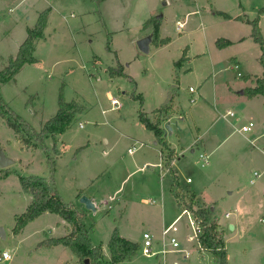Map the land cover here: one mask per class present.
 Returning <instances> with one entry per match:
<instances>
[{
	"label": "rangeland",
	"instance_id": "374dc122",
	"mask_svg": "<svg viewBox=\"0 0 264 264\" xmlns=\"http://www.w3.org/2000/svg\"><path fill=\"white\" fill-rule=\"evenodd\" d=\"M105 1L0 0V71L17 55L28 28H34L39 15L49 10L45 37L35 44L38 62L25 65L16 82L1 87L3 100L36 132L57 114L63 87L66 101L83 108L61 141L58 138L61 156L55 155L51 138L45 141L48 152L42 146L20 149L16 133L0 117V147L5 146L7 154L18 159L13 169L49 180L51 154L56 162L55 185L63 201L80 207L79 192L95 201L96 212L85 210V226L94 246H106L115 228L133 242L143 243L144 233H150L155 251L171 250L166 247L170 236L180 243L178 252L148 257L141 251L126 264H215L212 252L197 248L193 216L184 213L172 194L177 174L182 195L195 191L208 204L213 219L222 224L229 264H264L263 144L255 148L246 139V135L257 134L264 141V98L240 104L242 99L232 98L227 87L228 81L235 90L246 85L231 69L230 57L238 52L245 61L241 72L263 77V67L254 58V50L261 49L249 47L253 42L237 43L222 54L215 44L227 35L245 34L239 22H222L218 11L260 18L264 0ZM152 18L158 20L146 26ZM179 21L186 22L182 29ZM157 22L163 37L172 41L168 47L152 41L149 52L144 53L138 42L150 31L144 28L155 27ZM262 29L264 38V20ZM186 49L192 63L176 67ZM198 53L205 56L194 55ZM120 65L135 84L123 76L110 77L109 70ZM177 76L182 81L176 89L181 108L175 116L184 117L178 121L179 128L174 125L173 132H167L165 139L172 147L167 149L140 122L139 112L153 119V111L165 103ZM206 80L207 101L198 92ZM191 87L196 94L190 92ZM214 94H218V102H214ZM228 110L243 121L252 120L256 124L253 133L239 132L243 122L225 119ZM201 140L206 148L195 147L192 152ZM8 144L14 145L8 149ZM174 149L180 157L169 161ZM205 151L210 164L202 167L199 156ZM255 172L260 178H255ZM252 178L257 179L254 184ZM1 187L0 228L6 237H0V251L13 255L4 264H80L69 248H38L55 236L49 230L55 226L54 214L16 235L17 216L29 204L27 194L16 176ZM152 200L156 203H149ZM177 219L178 232L164 238V230Z\"/></svg>",
	"mask_w": 264,
	"mask_h": 264
},
{
	"label": "trees",
	"instance_id": "16d2710c",
	"mask_svg": "<svg viewBox=\"0 0 264 264\" xmlns=\"http://www.w3.org/2000/svg\"><path fill=\"white\" fill-rule=\"evenodd\" d=\"M260 14H264V8L260 10ZM218 15L231 19L225 13L219 12ZM49 10L42 12L37 20L34 28H28V37L20 46L19 51L15 57H11L9 64L2 71H0V117L5 121L6 125L12 129L18 136V140L26 148L37 149L39 146L44 147L46 152L49 148L45 145L48 138L53 140V148L56 156H60L58 150V138L64 134L76 120L78 114L82 113L83 108L77 102H67L64 96V87L59 95V109L57 114L47 121L40 132H36L25 120L18 116L9 105L3 100L1 95V87L4 84L15 81L16 76L21 72L23 67L27 64L38 62L34 54L36 51V41L45 37V30L48 25ZM150 19L145 25H150ZM238 20H242L240 17ZM252 25V38L260 45L262 55L260 57V64L264 69V38L260 28V18L257 17L253 21H248ZM160 23H156L154 27V40L157 46H166L171 43L170 38H160ZM232 43L228 40L220 39L216 42L219 49H224ZM107 50L111 52L110 44ZM186 58V52L180 61L175 63L179 67ZM109 75L111 78L123 76L131 80L133 79L125 75L123 66L120 65L117 69H110ZM179 87V79L175 78L173 91H170L163 106L153 113L154 118H150L147 113L139 112L140 122L149 131L154 132L157 140L165 148L169 149L168 142L165 139L166 130L163 128V123L172 116L179 114L174 109V100L177 96V88ZM245 95L250 99L258 95H264V76L256 78V87L245 90ZM140 99H142L140 97ZM1 146V143H0ZM51 168V177L48 180L45 177L29 175L24 176L17 171L11 169H0V183L7 179L10 175L16 174L20 178V184L25 194L32 196L33 200L26 212L17 217V223L14 228V233L18 234L21 230L27 227L30 223L35 222L45 213H52L60 216L68 224V235L60 239H48L41 242L38 248H52L63 245L69 248L79 259L80 264H85V260L89 259L91 264H122L130 262L141 251L142 245L132 242L119 233V229L115 228L111 239L108 243L111 258L107 260L103 253L102 246H94L85 226L87 213L85 210L79 208L73 203H65L59 194L55 185V165L56 162L51 154L48 155ZM174 157V153L169 155V161ZM174 183L172 185V194L177 199L179 205L184 210L193 214L195 223L199 228L198 241L202 246L203 251L212 252L215 255V264H229L228 251L224 240L220 224L213 219V212L209 209L203 200L188 190L182 195L181 187L179 186L178 177L173 176Z\"/></svg>",
	"mask_w": 264,
	"mask_h": 264
},
{
	"label": "crops",
	"instance_id": "0c3cea01",
	"mask_svg": "<svg viewBox=\"0 0 264 264\" xmlns=\"http://www.w3.org/2000/svg\"><path fill=\"white\" fill-rule=\"evenodd\" d=\"M109 0H106L105 2H108ZM264 8V7H263ZM262 8V9H263ZM219 12H221V13H225V14H227V15H229L230 17H231V19H226L225 17H223V16H220L219 15V17L220 18H222V22H233V21H235V22H239L241 25H243L244 27H245V29H244V31H245V34H241V35H239V36H236V38H233V36H229V35H227V36H225V37H223V38H220V39H224V40H228V41H230L232 44L230 45V46H228V47H226V48H224V49H219L218 47H217V49L220 51V53H222V54H224V53H228V52H230L234 47H235V44H237V43H239V44H246V43H248V42H253V43H250L249 44V47H253V48H259V44H257L254 40H253V38H252V30H253V27H252V25L251 24H249L248 23V21H253L254 19H256V18H254V19H251V18H249L247 15H246V11H243V13H244V15H246L245 17H243V16H241V15H232V14H229V13H227V12H225V11H218V13ZM191 13H194V12H191ZM241 18L242 20H238L237 18ZM264 20V14L260 17V23H259V25H261V30H263L262 29V21ZM180 22V21H179ZM182 23V22H181ZM154 29V27H149V28H147V29H145L144 28V30L145 31H149L148 32V34L146 35V37L145 38H147V37H151V43H152V41L154 40V30H153V32H152V34H151V29ZM160 29H161V27H160ZM262 32H264V31H262ZM145 38H143V39H145ZM160 38L161 39H165V38H170V37H163V35H162V33H161V31H160ZM171 39V38H170ZM220 39H217V40H215V44H216V42L218 41V40H220ZM171 41H172V39H171ZM151 43H150V45H151ZM170 44H168V45H166V46H163V47H168ZM217 46V45H216ZM249 47H246L247 48V50H251ZM260 49H261V47H260ZM149 50H150V46H149ZM188 49H186V58H185V62H183L180 66H179V68L180 67H184V63H186V64H188V65H190V63H192V59H191V57H189L188 56V51H187ZM190 52V51H189ZM116 53V52H115ZM117 54V53H116ZM184 55V54H183ZM194 55H196V56H205L204 55V53H202V54H200V53H198V54H194ZM261 55H262V50H260V51H257L256 49L254 50V58H256L259 62H260V57H261ZM240 56H241V54H240V52H238V54H237V56L235 55V56H231L230 57V59H231V69L233 70V71H235V72H237V77L238 78H241V79H243L245 82V87L244 88H242V90L240 91V90H235L234 88H233V86H232V83L231 82H227V87H228V94L232 97V98H235V99H237V98H239V99H242V101H238L240 104H244V102H247V103H249V102H253V101H255V100H258V99H260V97H263L264 98V96L263 95H258V96H256L255 98H253V99H250L249 97H247L246 95H245V90L246 89H248V88H254V87H256V78H252V75H245V74H243L242 72H241V68H242V64L244 65V63H245V61L244 60H242V58H240ZM183 57V56H182ZM181 57V58H182ZM242 57V56H241ZM117 58H119V55L117 54ZM211 62L214 64V61L211 59ZM264 70V69H263ZM22 71V70H21ZM263 76H264V74H263ZM178 77V76H177ZM178 79H179V77H178ZM13 82H16V79H15V81H13ZM182 81L181 80H179V83H181ZM208 81L206 80L205 81V83L202 85V86H200L199 87V96L201 97V98H203L205 101H207V97H208V95H207V92H206V90L204 89V86H205V84L207 83ZM248 84V85H247ZM238 93V95H236ZM238 96V97H237ZM218 98H219V96H218V94H214V96H213V100H214V102H218ZM166 99H167V97H166ZM165 99V100H166ZM113 100H117V99H113ZM216 105V104H215ZM163 105H161L159 108H156L154 111H153V113L155 112V111H157V110H159L161 107H162ZM118 107V106H117ZM180 108H181V106L179 105V103H178V101H177V98H175V100H174V109L176 110V111H180ZM228 111H231V110H228ZM233 112V111H232ZM228 113V112H227ZM227 113H226V115H227ZM233 113H235V112H233ZM226 115H224V118L225 119H232V120H235L236 122H238V123H242L243 122V124L242 125H244V124H246V123H248V122H250V120L249 121H243V119L240 117V116H238L237 115V113H235V117H228L227 118V116ZM176 116H172V118H175ZM184 117V116H183ZM252 121V120H251ZM83 125V124H82ZM162 125H166V123L164 122ZM255 127H256V124H255ZM81 128V127H80ZM83 128H84V125H83ZM241 128V127H240ZM240 128H239V132H241L240 131ZM197 131L198 132H200V129L199 128H197ZM254 131V130H253ZM253 131H252V133H253ZM152 132V131H151ZM171 132H173V130L171 131ZM170 132V133H171ZM242 133V132H241ZM249 133H251V132H249ZM243 134H248V133H243ZM255 135V134H254ZM264 135V134H263ZM167 136V133L165 134V137ZM59 139H60V141H61V136L59 137ZM246 139H247V141L248 142H250L252 145H253V147H255V148H259L260 146H259V144H263V148L261 149L263 152H264V141H262V135H255V136H252V137H248V135H246ZM16 142L19 144V148L20 149H22V150H25L26 149V147L25 146H23V144L18 140V136H17V134H16ZM1 143V142H0ZM196 144H198L197 146L195 145L194 147H192L193 148V151L192 152H195V150H194V148L195 147H199V146H201L202 148H206V143H205V141L204 140H201L199 143H196ZM1 145H3V144H1ZM14 145V144H13ZM12 144H8L7 146H8V149L9 148H11L12 146H13ZM262 146V145H261ZM168 147L169 148H172L171 147V145H169V143H168ZM260 149V148H259ZM3 150L5 151V153L7 154V149H6V147L5 146H3ZM27 150H35V149H32V148H27ZM172 150V149H171ZM172 153H174V156H177L178 157V159H179V154L177 153V150L176 149H174L173 150V152ZM8 155V154H7ZM201 155H208L207 153H206V151L204 152V153H201ZM200 155V156H201ZM9 156V155H8ZM61 156V155H60ZM199 156V157H200ZM209 157H210V155H208ZM9 157H11V156H9ZM14 161H15V164L14 165H16L17 164V162H18V159L17 158H13V157H11ZM171 161H172V159H171ZM19 162L20 163H22V161L21 160H19ZM14 165H12L11 167H9V168H12L11 170H13V171H17L18 173H20L18 170H14L13 169V166ZM160 165V164H159ZM158 165V166H159ZM162 168V167H161ZM255 173H257V172H255ZM255 173H254V175H255ZM21 174V173H20ZM257 174H259V173H257ZM13 176H16V177H18V179H19V181H20V178H19V176H17L16 174H12V175H10L7 179H5V180H3L1 183H0V198H1V191H2V185L6 182V181H8L9 179H11V177H13ZM176 176L178 177V175L176 174ZM260 174H259V178H260ZM255 180V182H256V180L257 179H254V178H252L251 179V181H250V183L251 184H253V181ZM190 184V183H189ZM191 184H193V181L191 182ZM173 185V184H172ZM171 188H172V186H171ZM172 191V190H171ZM191 192H193L195 195H197L198 196V194L195 192V191H192V190H190ZM82 196H84V194H82L81 192H79V194L77 195V199H78V202H79V200H80V198L82 197ZM199 197V196H198ZM27 198H28V202H29V204H28V206H27V208L30 206V204L32 203V200H33V198H32V196H30V195H27ZM92 199V198H91ZM111 200L110 201H113L112 200V198H110ZM176 199V198H175ZM202 199V198H201ZM93 200V199H92ZM176 201H177V199H176ZM93 202L95 203V201L93 200ZM205 204H207L205 201H203ZM148 203V202H147ZM155 203H156V201H155ZM155 203H153V204H155ZM177 203H178V201H177ZM152 204V203H151ZM179 204V203H178ZM208 205V204H207ZM79 208H81V209H83V210H86V208H85V206L83 205V204H81L80 202H79ZM180 206V205H179ZM181 207V206H180ZM27 208H26V210H27ZM87 211V210H86ZM26 212V211H25ZM51 214L52 213H45V214H43L40 218H38L35 222H37V221H40V220H42V221H44V218H47V219H51L52 217H46V216H51ZM56 217H55V219H56V222H55V226L53 227V228H51L50 227V231H51V235H55L54 237H51V238H48V239H60V238H63V237H66L67 235H68V230H67V227H69V224L64 220V219H62L60 216H58V215H56V214H54ZM231 216V215H230ZM18 217V216H17ZM60 218V219H59ZM35 222H33V223H30L27 227H25L23 230H21L18 234H16V235H22V234H24V232L26 231V229L30 226V225H32V224H34ZM221 224V223H220ZM221 226H222V224H221ZM222 228V227H221ZM234 229V228H233ZM13 231H14V229H13ZM43 233L45 234V235H47V232L44 230L43 231ZM123 237V236H122ZM124 238H126V237H124ZM126 239H128V238H126ZM129 240V239H128ZM45 241V240H44ZM130 241H132V240H130ZM43 242V241H42ZM133 242V241H132ZM135 242V241H134ZM109 243V242H108ZM135 243H139V244H142V242H140V241H138V242H135ZM59 247H63V248H67V247H65V246H63V245H60V246H57V248H59ZM102 247H103V253H104V256L106 257V259L107 260H110V258H111V254H110V250H109V247H108V244L106 245V246H103L102 245ZM203 251V250H202ZM201 252V251H200ZM204 252H206V251H204ZM190 254V253H189ZM78 259V258H77ZM126 263H128V262H125V263H122V264H126Z\"/></svg>",
	"mask_w": 264,
	"mask_h": 264
},
{
	"label": "built area",
	"instance_id": "2783aa9c",
	"mask_svg": "<svg viewBox=\"0 0 264 264\" xmlns=\"http://www.w3.org/2000/svg\"><path fill=\"white\" fill-rule=\"evenodd\" d=\"M178 25H179V29H182L186 25V22H183V23L178 22ZM190 92L192 94H196L197 90L195 88L191 87ZM113 104L117 106L118 105L117 100H113ZM226 116L227 117H235V113H233L232 111H228ZM182 117H183V115H178L175 118L170 117L169 119H167V121L165 123H166V125L169 123L172 128L174 125H176V127H177L178 121L182 120L183 119ZM174 120H176L175 123L173 122ZM166 125H163V128L166 130V133H167L169 131L166 129ZM80 127L83 128V125L80 124ZM254 128H255V123L253 121H250V122L242 125L240 128V131L242 133H249V132H252L254 130ZM200 161H201L202 167H207L210 164V157L208 155H201ZM254 176H255V178H259V174H257V173H255ZM191 182H192V180L188 179V183H191ZM254 183H255V180L253 181V184ZM149 203L153 204V203H155V201L152 200ZM184 213H186L187 215L193 216V214L187 210H184ZM227 217H230V214H227ZM178 221H179V219H177L172 225H170L167 229L164 230V232H163L164 238L165 237L167 238V236H169L171 233H177L178 232V227H177ZM263 221H264V219H263ZM192 226L195 230V237L194 238L197 242V248L202 250V246L198 241L199 228L197 227V225L195 223L194 217H193ZM168 242H169L168 246H166V245L165 246L166 247L171 246L172 247L171 250L155 251L156 245L154 243L153 236L150 233H144L143 243L141 244L142 245V251L148 257L158 256L160 253L180 251V243L175 236H170ZM181 251L185 252V250H181ZM12 259H13V255L11 253H9L7 251H3V252L0 251V264L10 262V261H12Z\"/></svg>",
	"mask_w": 264,
	"mask_h": 264
},
{
	"label": "water",
	"instance_id": "95a60500",
	"mask_svg": "<svg viewBox=\"0 0 264 264\" xmlns=\"http://www.w3.org/2000/svg\"><path fill=\"white\" fill-rule=\"evenodd\" d=\"M151 40H152L151 37H147L145 39L140 40L138 42L139 49L144 53H148ZM177 128H179V125H177ZM166 129L169 132L173 130V128L171 127L169 123L166 125ZM14 164H15V161L12 158L8 157L5 151L0 147V169H7ZM80 203L83 204L86 210L88 211H93V212L97 211V207L95 203L93 202V200L85 195L81 197ZM233 228L234 227L232 226V229ZM0 237L2 238L6 237L4 229H1V228H0ZM84 263L91 264V261L89 259H86Z\"/></svg>",
	"mask_w": 264,
	"mask_h": 264
}]
</instances>
